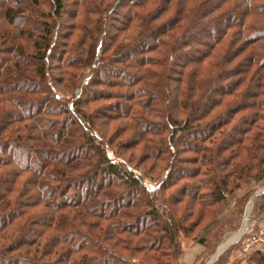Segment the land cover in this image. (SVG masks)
<instances>
[{"label":"trees","instance_id":"1","mask_svg":"<svg viewBox=\"0 0 264 264\" xmlns=\"http://www.w3.org/2000/svg\"><path fill=\"white\" fill-rule=\"evenodd\" d=\"M112 1L118 27L110 29L134 25L135 35L100 56L91 40L77 63L97 74L104 69L95 83L135 88L120 93L119 117L133 104L151 115L166 100L174 116H153L171 122L167 144L174 147L150 139L159 137L152 129L159 124L149 119L131 145L143 143L145 159L168 151L164 180L149 192L112 163L84 122V100L70 108L49 88L47 51L55 48L45 20L61 17L63 0H49L48 13L37 0L1 2L0 264H172L181 235L193 241L229 194L264 179V0ZM183 152L192 157L186 161ZM179 182L186 184L180 199L162 195ZM251 194L235 203L238 210ZM254 212L264 218V193ZM208 240H197L205 255L217 246ZM249 253V264H264V246Z\"/></svg>","mask_w":264,"mask_h":264},{"label":"rangeland","instance_id":"2","mask_svg":"<svg viewBox=\"0 0 264 264\" xmlns=\"http://www.w3.org/2000/svg\"><path fill=\"white\" fill-rule=\"evenodd\" d=\"M37 1L39 2V11H43L45 13L51 12L50 5L48 4L49 0ZM1 2H6L7 4L14 3L13 0H0V3ZM63 2L64 12L61 17L54 20L53 18L45 20L50 28L53 27L51 47L54 46L55 48V50L47 51L46 73L49 88H52V91L57 99L63 101L70 108L72 107L71 103L77 98L84 100L83 106H80V111L85 115L84 122L89 123L90 121L89 124L92 127L91 133L95 143L100 145V147L105 151L106 157L112 163L131 172L134 177L141 178L147 190L149 192L154 191L164 180L167 172V162L170 160L168 151L174 146L172 144H167V138L170 134L168 127L172 126L171 122L169 124L167 120L165 121L164 117L159 120V118L153 115L161 116L162 113V116L164 115L166 117V112H169L171 113V116H174V112H172L171 107L168 104H165V100L163 109V100H161V107L157 109L155 103L154 108L151 110V115H149L145 110H140L139 107L136 108L135 104H133L131 105L132 108L130 111L125 113L122 117H119L113 112L115 111L114 109L117 105L125 104L123 99L120 98L123 96H119L120 93H134L135 88H124L119 86L107 87L102 84H98L97 82L95 83L93 80L97 77L101 78L104 69H101V71L97 74L91 67H89V65L82 66L77 63V61L83 59L82 52H85L86 47L90 45L91 40H93V45L96 47L98 56H100V52L102 53L103 49L106 52L105 54H109L113 48L121 42L131 40V38L135 35L136 29H134V25H131L129 28L119 32H117L116 29H110L108 25H118V23L115 22L118 20L117 17L112 14L113 9L115 8L112 0H63ZM31 18L38 21L37 17L32 16ZM32 19L30 20L33 21ZM254 20L255 19H253V21ZM40 29L41 28H38L36 33L40 32ZM114 40L115 42H113ZM239 43L242 44V41H239ZM110 46H112L111 49H109ZM25 53L29 55L33 54L32 49L26 50ZM151 55L152 57L158 59L157 54L154 53ZM235 59L237 60L240 58ZM58 61H60V63ZM149 69L159 70V68H156L155 66H149L147 70ZM170 86L174 88L175 84L171 82ZM142 115L145 118H142ZM175 116L176 118L181 119L183 114H175ZM148 119L159 124L156 125L158 127L152 128L153 130L156 128L158 129L159 137H152L150 139H157L155 141L156 144H158L159 140L162 141L163 139L162 147L165 150L167 146L168 151L164 153V150L161 149L163 153L158 151L155 158L148 157L145 159L143 156V154H145L143 143L136 145V147L131 145H134V139H136L135 134L139 133L140 127L143 123L142 121ZM151 121L149 122L153 123ZM175 141L176 139L173 141L176 143L175 148L178 147L179 149H182L178 142ZM169 146L171 147L169 148ZM153 151L154 152H151V155L156 152V150ZM181 157H184L187 161L189 157H192V154L183 152ZM181 167H187L186 169L192 170L198 166L185 163ZM183 183L184 182H179L176 186H172L171 188L162 191V195L164 197H168L171 194V197L175 198V200L180 199L179 190L184 187L183 185H186ZM241 186L242 187L239 190H234V192L228 195V198L221 202L214 213L216 221L209 225L207 230L205 229L206 231L203 230V228L201 230L200 227H203V224L207 221V219L202 221L197 228L198 230L196 229L198 232L196 231V234H194L195 239H193V241L187 240L181 235L179 237L180 244L181 240L199 244V241L197 240L205 238L209 239L208 241L210 243H215L216 245L218 244V247L215 249L216 251L220 246L222 248V245H225L226 241L241 227L245 208L255 191L264 187V179L258 182L247 180V182ZM230 187L232 186H229L228 188ZM176 191L178 192L175 193ZM249 192H252V194L248 197V199L246 198L247 201L243 209L241 211L238 210L237 205L240 200H242L246 193ZM257 197L258 196L254 198L251 205V212L253 211V213H255L254 204ZM235 203L238 204L235 205ZM176 209L179 210H175V215L180 216L181 211L185 209V204L181 203ZM225 211H227L226 215L222 216ZM207 214L211 217L210 212H207ZM229 215H233V222L236 221V223H239V227L236 231H234V227L229 226ZM195 219L196 216L194 215L189 219V223L194 222ZM219 234L220 239L215 241V236ZM2 243L3 242H1L0 245ZM221 248L220 250H222ZM226 249L220 252L219 255L221 256L217 258V260H214L215 262L213 261V264H224L225 257H227L226 255L232 252L233 264H249V258L252 253H241L235 241L229 246L228 250ZM209 260L210 258H206V261Z\"/></svg>","mask_w":264,"mask_h":264},{"label":"built area","instance_id":"3","mask_svg":"<svg viewBox=\"0 0 264 264\" xmlns=\"http://www.w3.org/2000/svg\"><path fill=\"white\" fill-rule=\"evenodd\" d=\"M242 221L235 243L241 253L247 254L256 246H264V218L257 217L250 208L244 211Z\"/></svg>","mask_w":264,"mask_h":264},{"label":"crops","instance_id":"4","mask_svg":"<svg viewBox=\"0 0 264 264\" xmlns=\"http://www.w3.org/2000/svg\"><path fill=\"white\" fill-rule=\"evenodd\" d=\"M235 202V201H234ZM227 211H225L222 216L226 215ZM233 231V230H232ZM236 231V229L234 230ZM233 234V233H232ZM237 237V232L232 235L226 242V245H224V248H222L221 251L228 250L229 246L231 244V242H234L236 240ZM229 241V242H228ZM181 247H182V253L181 255L172 263V264H213L214 260H217V258H219L221 255L218 254V257H214V253H215V249L218 247H215V249L213 250V252L209 253V254H204L205 253V248L202 247L201 245L197 244V243H193L190 241H184L181 240ZM227 257H225L224 260V264H233V252L232 253H228V255H226ZM206 258H210V262L206 261ZM215 262V261H214Z\"/></svg>","mask_w":264,"mask_h":264},{"label":"water","instance_id":"5","mask_svg":"<svg viewBox=\"0 0 264 264\" xmlns=\"http://www.w3.org/2000/svg\"><path fill=\"white\" fill-rule=\"evenodd\" d=\"M262 193H264V187L261 188V189H259V190H257V191H255L254 195L250 198V201H249L248 205H247L246 208H245L246 211L249 210L248 207L251 208V205H252V202H253L254 198H255L256 196L261 195ZM220 248H221V246H220V247L217 249V251L215 252V255H214L215 258H216V257L218 256V254L220 253Z\"/></svg>","mask_w":264,"mask_h":264},{"label":"bare ground","instance_id":"6","mask_svg":"<svg viewBox=\"0 0 264 264\" xmlns=\"http://www.w3.org/2000/svg\"><path fill=\"white\" fill-rule=\"evenodd\" d=\"M248 209L250 210V208H249V207H248ZM228 242H229V241H228ZM226 243H227V242H226ZM226 243H225V245H226ZM231 243H232V242H231ZM227 244H228V243H227ZM222 248H224V245H222ZM222 248H221V249H222Z\"/></svg>","mask_w":264,"mask_h":264}]
</instances>
